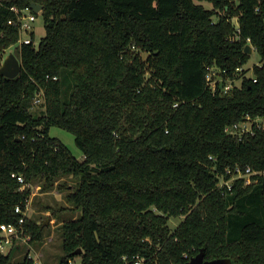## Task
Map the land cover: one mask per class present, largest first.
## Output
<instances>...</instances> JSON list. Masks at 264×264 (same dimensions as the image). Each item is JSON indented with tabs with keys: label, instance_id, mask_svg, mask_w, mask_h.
<instances>
[{
	"label": "trees",
	"instance_id": "obj_1",
	"mask_svg": "<svg viewBox=\"0 0 264 264\" xmlns=\"http://www.w3.org/2000/svg\"><path fill=\"white\" fill-rule=\"evenodd\" d=\"M12 6L40 14L45 35L17 47V77L0 74V224L18 225L27 185L57 183L65 203L42 209L61 235L58 264H185L200 250L264 264V178L218 184L228 169L264 170V128L241 140L225 131L264 116V0H4L0 66L19 39ZM248 44L260 55L253 77ZM211 65L240 85L210 91ZM39 88L45 108L34 115ZM51 127L73 134L82 160ZM48 217H25L28 243L43 244ZM19 249L0 264H36Z\"/></svg>",
	"mask_w": 264,
	"mask_h": 264
},
{
	"label": "built area",
	"instance_id": "obj_2",
	"mask_svg": "<svg viewBox=\"0 0 264 264\" xmlns=\"http://www.w3.org/2000/svg\"><path fill=\"white\" fill-rule=\"evenodd\" d=\"M4 0H0V4L3 3ZM10 9L16 14L15 20H9L8 23L11 25H15L19 29V39L17 42V47H20L22 44H31L34 43L31 33L33 31V23L36 20V16L28 10L19 11L16 6L10 7ZM259 11V8H256ZM235 22L237 21L234 18ZM237 31L239 32V28L236 22ZM237 36L231 38L230 40L236 39ZM249 42V39H247ZM250 45V44H248ZM251 46V45H250ZM252 47V46H251ZM254 48L252 47V51ZM207 72L205 75L206 78V85L213 93H217L220 95H226L230 93L235 86H239L241 81L237 80L236 78L230 77L225 70L219 69L215 65L208 66L206 68ZM241 71V68L237 69ZM49 78V75H47ZM56 79V77H53ZM45 93L43 88H39L37 93L35 94L32 105L40 106L43 109L45 108ZM177 104H175L176 106ZM264 128V116H256L251 117L247 115L242 121L233 123L225 128V131L237 137L238 139H242L247 134H253L256 129H263ZM227 173L230 174V178L227 180H223L220 182L219 186H227L230 187L231 183L235 179L242 178L244 180V185L252 184L253 182L257 181V178L263 177L264 178V170H254L250 166L245 168L235 167L234 169H228ZM12 176H15L12 174ZM20 182H23L21 177H18ZM28 203V200H27ZM25 210L16 206L15 211L21 213L22 216L18 220V225L15 224H0V253H7L12 248L15 240L23 238V224L25 221ZM126 259V258H125ZM38 264V262H35ZM70 264H74L70 262ZM126 264H144V260L142 258L136 257L135 261L127 262Z\"/></svg>",
	"mask_w": 264,
	"mask_h": 264
},
{
	"label": "rangeland",
	"instance_id": "obj_3",
	"mask_svg": "<svg viewBox=\"0 0 264 264\" xmlns=\"http://www.w3.org/2000/svg\"><path fill=\"white\" fill-rule=\"evenodd\" d=\"M205 6L212 7L210 4H207L206 2H202ZM218 14L219 11H218ZM215 18V17H213ZM33 31H34V40L36 43L39 42V40L45 35V27L43 23V18L39 14L36 16V20L32 25ZM17 45L15 44L8 48L5 53L4 57L10 53L13 52L14 55L19 58V54L17 52ZM248 62L243 66L244 70H247V76L253 77V67L258 65L260 62V55L259 53L254 49L252 53L249 55ZM31 112L34 115H38L43 110L42 107L32 105V108L30 109ZM49 134L51 136L57 137L63 144H65L70 152L79 160H82L83 155L81 151L77 148V146L74 143V136L73 134L57 128V127H51L49 130ZM222 179H219L218 184ZM68 184H72L74 181L71 178H67ZM30 187L31 194L28 199V203L26 206V217H34V216H49L50 212L45 211L43 208L44 204H48L50 206H57L56 204H63L65 203L64 199V192L60 191L57 187V183L54 185V187L48 191H42L41 185L38 182L32 183L27 185ZM68 214H64L61 220L67 219ZM184 216H178V217H171L168 220V226L173 231L179 223L183 220ZM49 223L51 226L48 229V235H46L45 240L43 244L39 246H34L31 243H28V240L26 237L23 236V238L15 240L12 247L16 249L19 247L20 249L16 251L15 255L21 256L25 251H30V255L34 259L35 262H38V264H58L60 255L62 253L61 251V235L56 230L57 229V222L55 220H50ZM79 262L78 259H76V262L74 264H77Z\"/></svg>",
	"mask_w": 264,
	"mask_h": 264
},
{
	"label": "water",
	"instance_id": "obj_4",
	"mask_svg": "<svg viewBox=\"0 0 264 264\" xmlns=\"http://www.w3.org/2000/svg\"><path fill=\"white\" fill-rule=\"evenodd\" d=\"M30 8L36 13L42 10V6L36 3H31ZM245 53H252V47L250 45H247L245 47ZM21 67L22 66L20 59L17 58L13 52H10L4 57L2 61V64L0 66V74L6 78H15L20 74ZM50 220L51 217H48L46 220H44L41 227L47 225ZM79 252L80 249H78L75 254H78ZM185 264H232V262L228 258H216L211 260L205 259L204 251L200 250L196 255L192 256Z\"/></svg>",
	"mask_w": 264,
	"mask_h": 264
}]
</instances>
